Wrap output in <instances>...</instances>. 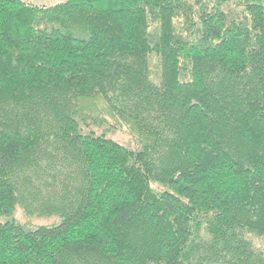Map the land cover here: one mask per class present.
Masks as SVG:
<instances>
[{
    "label": "trees",
    "instance_id": "16d2710c",
    "mask_svg": "<svg viewBox=\"0 0 264 264\" xmlns=\"http://www.w3.org/2000/svg\"><path fill=\"white\" fill-rule=\"evenodd\" d=\"M102 100L138 142L87 125ZM0 264H264V0H0Z\"/></svg>",
    "mask_w": 264,
    "mask_h": 264
},
{
    "label": "rangeland",
    "instance_id": "374dc122",
    "mask_svg": "<svg viewBox=\"0 0 264 264\" xmlns=\"http://www.w3.org/2000/svg\"><path fill=\"white\" fill-rule=\"evenodd\" d=\"M38 6H54L63 0H29ZM83 107L86 110L87 125L97 133H106L111 139L117 141L133 150L139 148L137 140L132 135L126 125L122 124L117 118L113 117L107 106L102 100L94 102H84ZM1 223L15 222L29 229L39 227H54L61 223L59 217L48 218L27 216L22 209L18 208L13 216L0 218Z\"/></svg>",
    "mask_w": 264,
    "mask_h": 264
}]
</instances>
